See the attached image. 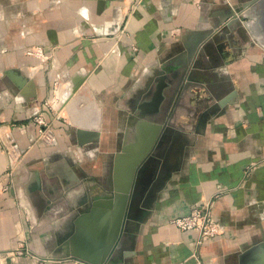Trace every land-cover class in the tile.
<instances>
[{"label": "crops", "instance_id": "1", "mask_svg": "<svg viewBox=\"0 0 264 264\" xmlns=\"http://www.w3.org/2000/svg\"><path fill=\"white\" fill-rule=\"evenodd\" d=\"M247 4L239 16L247 22L223 32L201 61L189 64L183 81L189 90L160 131L159 162L146 167L139 208L103 264H195L194 235L170 221L209 199L223 235L197 249L204 264H260L264 1L256 0H0V125H24L11 134L25 150L13 193L0 191V264H74L64 261L71 258L102 264L113 216L105 197L96 212L85 208L122 182L138 154V148L121 154L124 143L143 140L147 131L137 128L132 96L153 72L182 76L184 45L210 38L231 8ZM32 46L45 50L44 61L26 56ZM54 97L56 117L44 115L55 143L34 145L28 118ZM7 166L0 142V179ZM34 170L43 180L38 208L22 193ZM218 185L225 190L215 198ZM81 189L93 194L76 205L80 198L75 203L67 193Z\"/></svg>", "mask_w": 264, "mask_h": 264}, {"label": "water", "instance_id": "2", "mask_svg": "<svg viewBox=\"0 0 264 264\" xmlns=\"http://www.w3.org/2000/svg\"><path fill=\"white\" fill-rule=\"evenodd\" d=\"M260 4L264 0H256ZM246 6H235L231 8L230 14H228L219 24L213 28H216L211 37H204L199 42H192L184 45V51L182 57L179 59V67L182 69L180 77H176L173 73L166 74L164 72H153L145 79L142 89L137 95L132 96L133 113L136 114L138 119V126L147 127L143 140H136V142L124 143L121 148V154L126 155L132 148H138V154L130 160L127 168L132 166V173L128 185L126 180L120 182V188L109 189L107 194L111 195L108 203H105L106 209L110 211L113 216V223L111 226V234L109 240L106 243L102 264L105 262L107 256L111 250H114L118 245L124 228L128 224V221L133 219L134 213L139 208L142 198L143 190V177L147 172V166L150 162L159 161L156 158V154L161 145V139L163 134L162 126H169L171 122L177 117L179 108L183 96L189 90V86L184 80L188 81V77L185 78V73L189 69V64L193 59L196 63L201 61V58L205 57L207 51L211 48L212 44H216L219 38H222V33L233 29V25H240L242 22H247L245 17H239L241 12L247 8ZM11 77L13 82L21 87L23 80L16 74L15 71H7L4 73ZM83 79L76 81L71 90L72 96L77 92ZM69 100V99H68ZM68 100L62 103L64 108L68 103ZM134 109V110H133ZM127 172V170H126ZM127 185V191L125 188ZM124 187V188H123ZM43 189V180L40 173L37 170L32 171L29 181L24 184L22 193L31 200L32 205L38 207L43 206L41 198ZM13 193V191H12ZM126 195L125 198H122ZM94 198H91L90 213L96 212L98 206L93 202ZM47 203V201H45ZM42 203V204H41ZM77 232V231H76ZM73 240V239H72ZM119 248V247H118ZM260 264H264V250L260 259Z\"/></svg>", "mask_w": 264, "mask_h": 264}, {"label": "built area", "instance_id": "3", "mask_svg": "<svg viewBox=\"0 0 264 264\" xmlns=\"http://www.w3.org/2000/svg\"><path fill=\"white\" fill-rule=\"evenodd\" d=\"M139 2V1H138ZM131 49L136 51L134 46ZM26 56L36 58L41 61L45 59V50L40 46H32L25 51ZM57 97L52 100H48L43 103L40 109L34 111V113L28 118L29 122L36 129V138L33 142L34 145L39 146H51L55 143L56 136L52 130L51 123H49L44 115L45 111H48L56 117L55 105L52 102L57 101ZM15 128H24V125L18 126L16 123L11 122L7 125H0V142L3 146V150L8 159V166L5 173L0 179V191L1 193L8 194L12 191L14 172L21 164L25 155V150L17 146L11 131ZM2 129H5L3 132ZM225 189L218 185L215 193V198L223 193ZM170 224L183 233H192L194 235L193 252L191 257L194 259L195 264H204L202 258L198 254V250L205 243L214 241L223 235V228L216 220L212 213L211 200L202 201L197 208H194L189 213L183 216L174 217L171 219ZM27 257L39 261L40 259L33 256L27 250L24 251ZM17 253H22L20 249H17ZM24 255V254H23ZM46 261V260H45ZM74 264H88L84 261H80L75 258L68 260Z\"/></svg>", "mask_w": 264, "mask_h": 264}, {"label": "bare ground", "instance_id": "4", "mask_svg": "<svg viewBox=\"0 0 264 264\" xmlns=\"http://www.w3.org/2000/svg\"><path fill=\"white\" fill-rule=\"evenodd\" d=\"M56 108V107H55ZM127 172L125 171L124 172V174H123V176L121 177V180H122V182L124 181V179L126 180V184L128 185V182H129V180H130V177H131V173H132V166H129L127 169ZM119 174V173H118ZM127 185H126V188H125V192L127 191ZM120 188V182L118 183V181L116 182V184L113 186V188ZM124 188V187H123ZM67 195H68V197L69 198H71L75 203H77L78 201H76L75 199H77V198H80V200H79V203L78 204H76V205H79L80 203H83V202H85L86 200H87V195L85 194V192H84V190L83 189H81V193H74L72 190L71 191H69L68 193H67ZM81 196V197H80ZM106 198V200L107 201H109V198H111V195L110 194H107V193H98V194H96L95 196H94V199H95V201H96V204L98 203V202H100L101 201V199H105ZM126 197V195H123L122 196V198H125ZM107 201H104V200H102L101 202H103V203H108Z\"/></svg>", "mask_w": 264, "mask_h": 264}, {"label": "rangeland", "instance_id": "5", "mask_svg": "<svg viewBox=\"0 0 264 264\" xmlns=\"http://www.w3.org/2000/svg\"><path fill=\"white\" fill-rule=\"evenodd\" d=\"M6 86V85H5ZM52 104L53 105H55V107L57 108V106L59 105V101L57 100V101H54V102H52ZM104 190V192L106 193V191L108 190H106V189H103ZM106 190V191H105ZM108 192V191H107ZM87 193V196H89V197H92V194H93V190H89V191H87L86 192ZM91 208V207H90ZM90 208H85V210L86 209H90ZM71 234H74V231H71ZM110 234H111V228H109L108 229V231H107V233H106V243H107V241L109 240V237H110ZM106 243H105V246H106ZM20 249V248H19ZM28 252H30V254H32L33 256H36V255H34L33 253H31V251L29 250ZM23 256V255H22ZM24 256H26L27 257V255L26 254H24Z\"/></svg>", "mask_w": 264, "mask_h": 264}]
</instances>
